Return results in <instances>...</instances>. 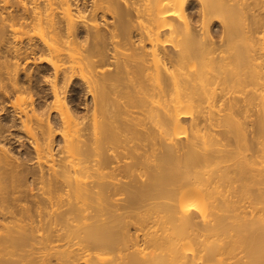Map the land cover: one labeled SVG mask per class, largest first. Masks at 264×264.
<instances>
[{
    "label": "bare ground",
    "instance_id": "bare-ground-1",
    "mask_svg": "<svg viewBox=\"0 0 264 264\" xmlns=\"http://www.w3.org/2000/svg\"><path fill=\"white\" fill-rule=\"evenodd\" d=\"M80 1L0 0V264H264V0Z\"/></svg>",
    "mask_w": 264,
    "mask_h": 264
},
{
    "label": "rangeland",
    "instance_id": "rangeland-1",
    "mask_svg": "<svg viewBox=\"0 0 264 264\" xmlns=\"http://www.w3.org/2000/svg\"><path fill=\"white\" fill-rule=\"evenodd\" d=\"M80 3H82V5L81 6H84V2H83V0H81L80 1ZM190 12H192V13H196L197 12V5L196 4H193L192 5V7H191V9H190ZM110 19V20H109ZM100 21L101 22H103V23H101V24H104L105 22V20H102V19H100ZM106 22H112V20H111V18H108V21L106 20ZM217 29V30H216ZM215 31H218V28H215ZM36 64V63H35ZM29 66V67H28ZM32 68L30 71H33V69H38L39 71H42V73H41V75L43 76H47V77H51V75L53 74V71L51 70V68L49 67V65H47V64H44V63H39V62H37V65H34L33 64V62H30V63H27V65H26V67H24V68ZM35 69V70H36ZM46 72V73H45ZM46 74V75H45ZM45 80V79H44ZM47 81V82H46ZM50 81H52V77H51V79L50 78H48V79H46L45 80V82H43V83H39V84H34V90L32 91V92H35V91H37L38 93H39V97L38 96H35V99H37L38 98V103H40V104H44V102H48L47 104H49V103H52V101H53V94H52V91H51V88H50V86H51V83H50V85H49V82ZM26 85H28V84H26ZM25 85V86H26ZM39 85V86H38ZM49 86V87H48ZM26 87H28V86H26ZM39 87V88H38ZM42 87V88H41ZM77 89L76 90H78V94H80L79 96H80V98H79V100L78 101H76V104H78V111H79V114H80V116H83L84 114H85V105H84V103H85V97L83 96V94H84V87H83V84L81 83V82H79V80H78V82H77ZM41 88V89H40ZM45 88V89H44ZM38 89V90H37ZM40 89V90H39ZM42 91V92H41ZM77 92V91H76ZM82 93V94H81ZM41 94V95H40ZM42 97V98H41ZM41 98V99H40ZM44 98V99H43ZM34 99V100H35ZM46 99V100H45ZM88 99V96L86 97V100ZM42 100V101H41ZM84 102V103H83ZM91 102V99L89 98V103ZM37 103V104H38ZM6 104V103H5ZM2 105V104H1ZM0 105V108L2 109V106ZM9 106H10V104L7 106V104H6V106H4L3 108L5 109V107H6V109L5 110H3V111H1L0 110V113H2V115H5V116H7V117H12L13 116V109H10L9 108ZM9 111V113H7L8 111ZM6 111V112H5ZM13 112V113H12ZM12 113V114H11ZM1 115V114H0ZM1 115V116H2ZM12 115V116H11ZM5 116H3V117H5ZM14 116H15V114H14ZM6 117V118H7ZM50 117H51V115H50ZM47 118V116H45V119ZM53 118L54 119H57V117H55V115H53ZM53 119V120H54ZM18 128H16V129H12V131L14 130V131H19L20 129H18ZM17 132H14V135L12 136V137H15V136H17V138H19V140L21 141V142H23V140H25L24 141V144H25V148H29L30 150L32 149L31 148V146L29 145L30 143H29V140H27L28 138H27V136L25 135V132H23V131H19L18 133ZM18 134V135H17ZM19 135H21V136H19ZM59 140H61V138H58V141ZM13 147H16V148H14V152H15V154H17V151L19 152V151H22V148L21 147H19V143H16V145L15 146H13ZM27 148V149H28ZM28 149V150H29ZM57 149H58V147H57ZM120 165H122L121 163H120Z\"/></svg>",
    "mask_w": 264,
    "mask_h": 264
}]
</instances>
